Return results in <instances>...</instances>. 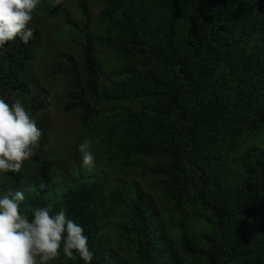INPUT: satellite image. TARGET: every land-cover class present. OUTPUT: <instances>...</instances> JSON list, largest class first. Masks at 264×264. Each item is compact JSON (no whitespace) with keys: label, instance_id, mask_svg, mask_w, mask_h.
Returning <instances> with one entry per match:
<instances>
[{"label":"trees","instance_id":"trees-1","mask_svg":"<svg viewBox=\"0 0 264 264\" xmlns=\"http://www.w3.org/2000/svg\"><path fill=\"white\" fill-rule=\"evenodd\" d=\"M63 1L34 10L61 18L56 29L32 20L33 39L0 56V94L42 133L20 171L0 175V196L22 191L29 219L65 211L92 264H264V0ZM47 82L61 111L78 112L70 153L58 135L45 149ZM82 138L98 152L91 168ZM99 164L130 178L140 167L152 193L108 185ZM51 264L83 261L61 250Z\"/></svg>","mask_w":264,"mask_h":264},{"label":"clouds","instance_id":"clouds-1","mask_svg":"<svg viewBox=\"0 0 264 264\" xmlns=\"http://www.w3.org/2000/svg\"><path fill=\"white\" fill-rule=\"evenodd\" d=\"M40 0H0V56L5 42L27 45L34 37L29 26ZM42 136L36 120L20 100L9 103L0 94V175L18 173L39 147ZM77 151L82 168H91L94 155L90 141L84 139ZM25 201L22 191L0 196V264H51L61 250L72 259L78 255L83 264H92L94 253L88 236L63 210L53 214L52 206L31 210V219L20 211Z\"/></svg>","mask_w":264,"mask_h":264},{"label":"rangeland","instance_id":"rangeland-1","mask_svg":"<svg viewBox=\"0 0 264 264\" xmlns=\"http://www.w3.org/2000/svg\"><path fill=\"white\" fill-rule=\"evenodd\" d=\"M67 1L68 2L63 1L64 4L67 6V9L72 8L71 2H70L71 0H67ZM37 14H38L37 12H33L32 20L37 22L36 27L40 28L43 32L49 31V30L52 31V30L56 29L58 27V25H56L54 23H56V22L59 23V21H62L61 18H59V17L55 18V19H49V18H44V17L40 16L39 14H38L39 17L34 20V16ZM67 28L70 29V27H67ZM61 42H62V40H61ZM51 43L55 45L58 42H56V43L51 42ZM68 51H70V53L73 56H76V54H77V50H75V49H69V50H67V52ZM65 54L62 53V55H65ZM42 59H41V61H43ZM50 62L55 63L56 61H49V62L47 61V62H45V64L47 66H50L52 64ZM46 78H48V77H46ZM57 85L58 84L52 85L49 82H47L46 85L43 84V86H45V90L52 89L50 92V94L51 93L52 94H51V99H50L49 105L47 106L46 111L41 115L42 117H45V119L49 122L51 130H52V138L45 143V149L47 150L51 146L56 144L55 142L57 141V135H58L59 137H61V139L64 143L66 152L70 153L72 151L73 145L76 143L77 140H79V135H81V137L83 135L81 133V126H80V123L78 121V112L77 111L76 112H74V111L63 112L59 108V106L56 102L57 101L56 98H57V96L61 95L62 88L57 87ZM81 140L83 141V138ZM90 150L92 151L93 155L95 154L94 157L97 158L98 157L97 156V154H98L97 150H95L94 147L91 145H90ZM78 155H80V154H78ZM79 159L81 160L80 156H79ZM69 166H70V168H72L71 163ZM75 167L76 166L74 165V168ZM97 167L100 168L102 176L104 175L105 178L107 179L108 185H111L112 187L116 186L117 181H119V180L121 182H128L129 181L127 186L129 185V183H131L130 181H133L134 183H137L139 185V187L142 189L144 194L148 195L149 192L152 193L151 190L148 191L147 185H149V183H147L146 177L143 174L140 167L134 168V170L132 172L133 176L131 178L128 177V175L125 172L120 173L119 171H115L112 167H109V166L104 165V164H99V165H97ZM95 169H97V168H94V170ZM127 171L131 172L130 169H127ZM112 223H113V221H111L109 224L108 223L106 224V227L108 230L112 226Z\"/></svg>","mask_w":264,"mask_h":264}]
</instances>
